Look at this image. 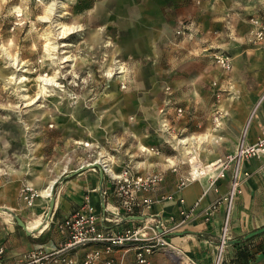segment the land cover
Masks as SVG:
<instances>
[{"label":"rangeland","instance_id":"374dc122","mask_svg":"<svg viewBox=\"0 0 264 264\" xmlns=\"http://www.w3.org/2000/svg\"><path fill=\"white\" fill-rule=\"evenodd\" d=\"M152 5L0 0V189L6 194L28 207L39 197L49 200L54 191L39 196L31 183L42 172L47 180L67 159L61 174L91 167L83 161L99 150L114 173L129 167L140 175L164 163L178 166L181 159L193 168V156L200 163L216 149L190 141L207 133L204 124L212 116L205 109L218 97L202 78L181 82L177 56L184 22L173 25L171 34L161 26L156 35ZM252 50L238 55L243 73ZM210 59L215 66L213 54ZM190 65L200 75L197 64ZM42 77L53 83L45 92ZM25 187L34 194L29 205L21 197Z\"/></svg>","mask_w":264,"mask_h":264},{"label":"crops","instance_id":"0c3cea01","mask_svg":"<svg viewBox=\"0 0 264 264\" xmlns=\"http://www.w3.org/2000/svg\"><path fill=\"white\" fill-rule=\"evenodd\" d=\"M153 3L156 35L162 34L161 26L169 28L171 34L173 25L184 22V34L179 42L182 48L177 56L181 82L188 85L194 78H202L203 82L210 83L211 95L218 97L217 103L213 102L212 107L205 109V114L212 116L211 122L204 124L207 133L197 137H201L199 142L216 149L199 161L200 166L223 159L233 152L240 140L246 144L255 143L264 132V48L259 43L250 44L248 34L254 27L252 19L258 18L264 23V0H152ZM165 45L170 46L168 42ZM249 47L253 48V56L251 54L250 59L246 57L251 62L245 64L243 73L239 69L238 55L247 52ZM220 52L231 58L232 65L227 71L217 64L213 66L210 59L212 54ZM169 58L173 59V55ZM192 62L197 64L200 75L193 74ZM232 84L236 88L233 93ZM93 160H85L83 164ZM177 163L179 171L175 172L165 163L161 168H151L150 171H163L162 182L150 193L154 201L148 208L134 206L130 211L119 205L116 187L100 167H84L76 172L71 170L61 174L64 168H68V159L47 180H42V172L31 183L38 191L50 178L59 176L53 195L54 206L48 217V199L39 197L28 207L16 195L6 194L0 189V207L4 208L0 209V248L3 249L0 264H13L24 252L39 245L46 248L57 246L64 238L57 231L56 223L84 205L93 207L99 226L111 231L141 225L150 215L161 220L164 227L180 223L165 235L171 247L157 249L147 256L145 263L136 260L132 244L116 248L108 254L116 262L181 264L184 261L188 264L192 261L195 264H210L223 225L226 203L221 201L208 218L206 209L228 192L231 165L225 177L213 183L204 174L178 188L179 176L186 175L193 168L185 166L186 161L182 159ZM242 168L250 171V176L242 180L240 190L233 199L228 223L230 240L224 254L226 260L236 256V243L264 227V161L249 158L244 160ZM164 195H171L172 199L163 198ZM178 197L183 199L182 203L177 200ZM181 210L185 216L180 214ZM16 216L26 228L18 224ZM35 219L37 224L34 228H28V222ZM152 226L157 228L155 223ZM71 254L79 260L83 249ZM248 264H264V255H258Z\"/></svg>","mask_w":264,"mask_h":264},{"label":"built area","instance_id":"2783aa9c","mask_svg":"<svg viewBox=\"0 0 264 264\" xmlns=\"http://www.w3.org/2000/svg\"><path fill=\"white\" fill-rule=\"evenodd\" d=\"M252 23L254 27L249 31V40L261 44L264 48V23L258 18L252 19ZM180 30L183 32V28ZM180 30L178 31L180 32ZM213 60L222 70L227 71L231 68V58L223 52L213 54ZM249 158H261L264 161V132L255 143L246 144L240 140L233 152L227 154L223 159L204 165L203 172L191 169L186 175L179 176L178 188L204 174L208 176L210 183H213L218 178L225 177L231 165L228 192L221 198L215 199L206 209V218H208L221 201L226 203L223 225L210 264L226 262L225 248L230 240L228 235L229 214L242 180L250 176V171L242 168L244 160ZM102 169L116 187V194L120 198L119 205L128 211L134 206L150 207L154 201L150 193L154 192L163 180V174L159 171L137 175L129 167L123 168L119 173H114L113 170L105 172L103 166ZM171 169L174 172L179 171L178 166H173ZM33 196L31 188L22 189L21 197L28 205L32 203ZM163 198L172 199V196L164 195ZM177 200L180 203L183 202L181 197H178ZM180 214L185 216L183 210L180 211ZM154 223L158 229L152 226ZM179 224L164 227L161 220L150 215L141 225L111 231L99 226L98 216L93 207L84 205L56 223L57 231L64 238L62 242L53 248L36 246L24 252L13 264H121L108 254L114 249L128 244L134 246L136 260L139 263H145L147 256L157 249L171 247L165 235L173 231ZM78 249H83V255L79 260L71 254ZM2 251L3 249L0 248V253ZM181 264H185L184 261ZM188 264L195 263L188 261Z\"/></svg>","mask_w":264,"mask_h":264},{"label":"bare ground","instance_id":"6f19581e","mask_svg":"<svg viewBox=\"0 0 264 264\" xmlns=\"http://www.w3.org/2000/svg\"><path fill=\"white\" fill-rule=\"evenodd\" d=\"M47 85H53V83L51 82V78H40V83L39 86L41 88V92H45L46 91V86ZM201 138V137H200ZM200 138H198L197 140H189L191 143H194L195 141L197 142L198 140L200 141ZM186 139H179L177 141L178 144H182L185 143ZM85 145H89V143H86ZM194 146V145H193ZM190 153V151H189ZM194 156L191 158V163L193 164V170L194 171H200L203 172L204 168L200 166L199 163L194 162L193 161ZM93 162H96L98 164H100L101 166H103L105 172H112L110 163L108 162V158L106 157L105 153L101 150L98 151L97 153V157L94 158ZM93 162H89V163H85V164H91ZM66 168H64L65 170ZM62 173V172H61ZM52 176V175H51ZM58 176V175H57ZM57 176H54L52 178H50L46 184H44L41 188L38 189V195L39 196H43L46 198H49V196L51 195V185L54 182V180L57 178ZM37 179V178H36ZM37 190V188H36ZM37 224V219L32 220L30 222H28V228H32L33 226H35ZM34 228V227H33Z\"/></svg>","mask_w":264,"mask_h":264},{"label":"trees","instance_id":"16d2710c","mask_svg":"<svg viewBox=\"0 0 264 264\" xmlns=\"http://www.w3.org/2000/svg\"><path fill=\"white\" fill-rule=\"evenodd\" d=\"M257 238V241H254ZM238 251L235 257L226 260L224 264H248L258 255H264V231L253 234L235 244Z\"/></svg>","mask_w":264,"mask_h":264},{"label":"water","instance_id":"95a60500","mask_svg":"<svg viewBox=\"0 0 264 264\" xmlns=\"http://www.w3.org/2000/svg\"><path fill=\"white\" fill-rule=\"evenodd\" d=\"M89 165H91V167H95V166H97L98 164H97L96 162H93V163H91V164H89ZM82 168H84V167L81 166L80 168H78V169H76V170H74V171L76 172V171H78L79 169H82ZM58 179H59V176H58V177L54 180V182L52 183V185H51V193H53L55 183L58 181ZM48 205H49V210H48V212H47L46 217H48V216L50 215V213H51V211H52V208H53V206H54V196H50L49 201H48ZM15 218H16V220H17V222H18L19 225H21L23 228H26V225L24 224V222H23L18 216H16ZM262 231H264V227L259 228V229L255 230V231L249 233L246 237H249V236H251V235H253V234H256V233H260V232H262ZM232 242H233V241H232Z\"/></svg>","mask_w":264,"mask_h":264}]
</instances>
